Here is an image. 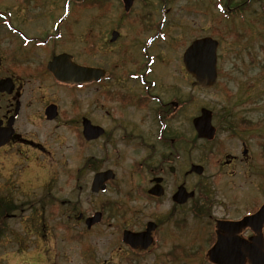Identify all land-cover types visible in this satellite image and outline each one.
Returning <instances> with one entry per match:
<instances>
[{
	"label": "flooded vegetation",
	"instance_id": "af4514ba",
	"mask_svg": "<svg viewBox=\"0 0 264 264\" xmlns=\"http://www.w3.org/2000/svg\"><path fill=\"white\" fill-rule=\"evenodd\" d=\"M38 1L0 6V264H256L262 253H250L259 240L250 225L234 234L242 246L233 256L237 263L209 253L219 236L226 235L225 225L255 212L264 200L230 215L232 209L213 194V180L198 178L206 165L188 161L187 72L180 54H174L178 68L164 67L172 79L165 87L160 70L146 79L136 64L131 68L134 58L124 55L127 47L117 36L105 45L116 49L118 58L103 64L99 80H59L47 67L57 54L98 66L79 59L91 50V24L76 20L70 4ZM149 21L141 29L155 30ZM153 38L133 40V46L139 52L146 44L178 43L177 37ZM77 39L82 43L76 50ZM159 49V54L165 50ZM45 82L68 89L71 115L62 116L57 101L44 97ZM155 86L163 90L156 94ZM92 87L99 93L96 99L103 100V123L90 106L79 108L80 100L92 101ZM39 103L38 123H56L72 134L71 154L80 165L67 171L70 195H59L58 176L50 167L52 151L25 143L38 138L36 130L25 132L23 123L29 124V114H35L29 107ZM50 104L56 110L48 118ZM83 118L102 131L86 138ZM238 160L232 155L215 165L221 171ZM193 163L202 165L199 173L191 170ZM105 170L112 176L93 186L94 175ZM188 192L192 195L182 198ZM259 231L264 252V223ZM231 245L227 249L235 251Z\"/></svg>",
	"mask_w": 264,
	"mask_h": 264
},
{
	"label": "rangeland",
	"instance_id": "374dc122",
	"mask_svg": "<svg viewBox=\"0 0 264 264\" xmlns=\"http://www.w3.org/2000/svg\"><path fill=\"white\" fill-rule=\"evenodd\" d=\"M76 1L39 0L38 3L64 7L70 4L75 8L76 20L90 22L91 50L87 55H80V60H86L103 68V64H109L118 58L116 49L109 50V46L105 45V41L109 38V32L116 29L121 37L116 41L127 47V53L124 55L134 58L131 60L124 57L133 61L134 66L131 68H134L136 64L138 72L146 74V79H149L152 70H160L159 73L164 74L162 82L165 87L172 79L166 74L164 67L178 68L175 52L181 54L182 48L197 36L212 34L213 37L215 36L214 38L220 40L219 54L221 58H217V66H220L222 71L220 70L221 77H219L217 85L211 88H202L195 85L193 78L187 73L188 139L195 136L191 118L198 114L200 107L204 106L218 112L224 105L234 102L237 106L236 113L247 116L250 120L248 127L255 135L249 134L247 131L244 133L235 130V133H232L222 128L217 129L211 144L205 141L203 144L194 141L188 142V161H199L202 165H206L207 170L202 177L198 178L213 180L211 188L214 191L213 194L221 198L223 205L232 209L230 215L244 212L259 200H264V49L261 48V44L264 46V17L262 15L264 0H252L251 7L244 16L235 18H228L221 13L223 0H138L133 3V8L128 12L123 10L121 0H105L102 8L95 6L78 8L75 6ZM237 1L233 0L232 2L234 4ZM19 3H22V0H0V6ZM100 4L102 5V1ZM233 4H229V7L233 8ZM71 6L70 9L73 10ZM167 8L169 9L166 10ZM148 17L152 19L153 27H156L150 32L141 29L142 25H147L150 22L149 19H144ZM160 17L163 18L162 21L165 17L166 19L159 25ZM140 20H143L142 23ZM150 35L154 36L153 42L166 41V37H170L171 40L172 37H181L184 42L183 44L179 43L178 39L176 44L164 43L160 44L161 46L159 43L146 44L144 53H139L143 51L139 50L138 52L136 46H133V40H148ZM80 42L82 43V40H76V50L79 48ZM160 47L165 49L161 54H159ZM149 59H152L150 61L153 63L149 62ZM179 63L182 66L181 57ZM146 68L150 71H146ZM42 88L45 98L57 101L62 116L72 114L69 110L71 104L68 89L52 86L48 82H45ZM98 88L101 87L98 86ZM162 90L157 86L153 89L156 94ZM91 92L88 94H91L92 101L80 100L79 108L90 106L93 116L103 123V108L101 107L103 100L96 99L99 93L94 91V87ZM40 105L41 103L33 104L29 107L30 112H35V114H29L31 115L28 118L29 124L23 123L25 132L31 133L36 130L38 138L28 139L25 143L31 145L33 142L35 146H44L52 151L50 167L53 171L52 175L57 174L58 176L59 195H70L68 172L71 166L80 165V159L74 158L71 154L75 151H72L71 146L72 134L68 129L58 126L56 123L52 125L51 123H38L39 114L37 112H39ZM25 112L27 113V110ZM212 120L216 126L218 119L213 116ZM52 126L57 128L51 130ZM212 146H215L213 153L208 156L206 152ZM244 147L247 148L245 156L241 153ZM94 153L100 155V150L94 149ZM232 155L239 157V160L229 165L230 167L221 168V172L218 171L215 164L225 163ZM47 176L48 173L44 171L42 178L46 179ZM42 178L36 180L35 184H39L43 180ZM188 180L190 181V179ZM108 195H113V193L109 192ZM221 212L219 213L221 214Z\"/></svg>",
	"mask_w": 264,
	"mask_h": 264
},
{
	"label": "water",
	"instance_id": "95a60500",
	"mask_svg": "<svg viewBox=\"0 0 264 264\" xmlns=\"http://www.w3.org/2000/svg\"><path fill=\"white\" fill-rule=\"evenodd\" d=\"M124 4V9L128 10L132 0H122ZM118 32L112 31L110 39L113 40L117 37ZM216 48L217 40L213 39L210 36H203L193 39L190 44L185 48L182 55L183 66L186 71L194 78V83L201 85L203 87H210L216 80ZM48 69L52 72L55 78L62 81L70 82H84L88 80H99L103 75V69L99 67L91 66H82L76 64L70 60V55L66 53H60L52 57V59L47 64ZM56 106L50 104L47 106L45 113L48 118L55 115ZM83 134L86 138H91L99 134L102 129L96 125H92L87 118H83ZM194 128L196 129L197 135L200 137H205L210 139L215 131V128L211 124V111L205 107L200 109L199 115L192 119ZM3 142V139L0 140ZM246 152V149L243 150V153ZM191 169L200 172L202 167L200 165H192ZM112 176L110 170H105L103 172H98L93 177V186L100 181H104ZM179 192L175 194L177 196ZM192 195L191 192L184 193L181 196L185 198L186 196ZM264 222V203L259 207V209L251 214L246 215L242 219L229 222L225 225L226 235L222 236L229 237L224 242L219 236L216 244L211 248L209 253H215L218 255H223L227 260H235L236 263L238 260L233 256L237 255L239 250L242 249L241 243L234 236L235 232L238 231L241 227L250 225L254 231L257 232V241L258 246L253 247L250 251L251 254H256L261 251L262 258H256V264H264V252L262 251L259 241H260V226ZM235 239V243H234ZM256 243V240H254ZM254 243V244H255ZM232 244V245H231ZM235 247V251L232 249H227L228 247ZM246 252H249L247 250ZM255 259V258H254ZM241 263V261H239ZM224 264V263H223Z\"/></svg>",
	"mask_w": 264,
	"mask_h": 264
},
{
	"label": "trees",
	"instance_id": "16d2710c",
	"mask_svg": "<svg viewBox=\"0 0 264 264\" xmlns=\"http://www.w3.org/2000/svg\"><path fill=\"white\" fill-rule=\"evenodd\" d=\"M100 1L101 0H88V1L82 0L78 3H84L86 4V6H89V7L95 6L97 8H102L103 4L101 5ZM232 1L233 0H223V5L221 6V13H223L224 16L228 18H235L236 16L243 17L245 12L251 7L252 0H238L234 4ZM229 4H233V8L229 7ZM262 15L264 16V7L262 9ZM219 58H221V56H219ZM217 70H218L217 72L218 78H217L215 85H217V83L219 82V77H221V72H220L221 67L219 66ZM235 100H238V99H235ZM236 107L237 106L234 102L229 105H224L221 111L213 113V116H215L218 119V124H217L218 129L222 128L223 130H228L232 133H235L234 132L235 130H238L244 133L247 131L250 120L245 115L237 114Z\"/></svg>",
	"mask_w": 264,
	"mask_h": 264
}]
</instances>
